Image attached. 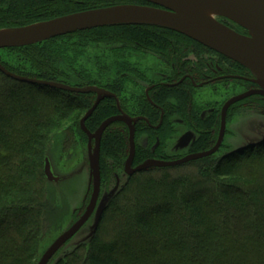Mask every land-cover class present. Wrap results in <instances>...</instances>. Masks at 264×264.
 <instances>
[{"label":"trees","instance_id":"1","mask_svg":"<svg viewBox=\"0 0 264 264\" xmlns=\"http://www.w3.org/2000/svg\"><path fill=\"white\" fill-rule=\"evenodd\" d=\"M123 3L151 5L144 0H0V28ZM219 19L246 33L231 21ZM169 33L179 36L182 44L203 46L163 27L123 24L2 48L14 59L5 62L0 57V63L19 75L73 86L94 84L122 95L127 59L135 43L156 50L160 42L168 43ZM101 43L118 44L123 49L107 52L99 49ZM161 94L164 108L169 106L165 101L169 96L179 102L180 111L190 109L192 99L186 88L164 89ZM253 99L246 97L242 106L260 105ZM93 101V93L32 85L0 72V264H36L44 240L48 242L61 229L66 214L71 219L77 216L78 207L70 211L67 199L75 194L71 184L80 175L75 174L79 166L68 169L67 175L60 176L62 181L54 183L45 177L44 161L48 158L52 167L53 160L63 163L66 159L68 163L75 159L69 154L73 156L86 142L79 114ZM120 101L123 105L122 98ZM115 113L114 100L103 99L85 125L93 132ZM215 124L214 115L203 124L207 134L200 147H207L212 134L209 129ZM127 132L126 125L117 121L102 133L101 187L104 182L110 187L123 167ZM263 151L264 145L254 153L248 150L221 159L209 155L127 176L92 236L75 243L55 264H264ZM55 152L58 155L52 157ZM144 158L134 157L133 162Z\"/></svg>","mask_w":264,"mask_h":264},{"label":"water","instance_id":"2","mask_svg":"<svg viewBox=\"0 0 264 264\" xmlns=\"http://www.w3.org/2000/svg\"><path fill=\"white\" fill-rule=\"evenodd\" d=\"M144 1L151 5L115 4L81 10L24 26L0 28V49L36 44L61 35L100 26L152 25L183 34L240 64L252 74L253 82L258 85V89L234 96L223 104L218 137L209 149L174 160L148 158L132 167L134 154L133 123L138 117L132 118L121 112L104 119L93 132L89 131L85 125V120L92 114L99 101L104 97H115L113 93L92 85L75 87L59 81L19 75L9 71L0 63V72L16 81L65 92H93L96 94L95 102L79 121L80 129L87 135V188H91L89 200L79 217L60 232L44 249L36 264H47L54 253L75 235L92 213H95L94 228L89 234V237L92 236L108 202L118 190L119 181L112 189L103 194L97 204L100 190V139L105 128L111 123L122 121L129 128L130 150L124 162L123 172L124 175L130 176L148 168L178 166L215 153L225 132L227 109L235 102L252 94H259L264 98V0ZM219 18L227 19L242 27L246 33L235 31L220 21ZM262 143H264V132L257 139L249 138L240 143L230 152L227 151L225 156L246 150L249 147L259 146ZM44 174L48 181L57 183L60 180V177L53 172L48 158L44 161Z\"/></svg>","mask_w":264,"mask_h":264},{"label":"flooded vegetation","instance_id":"3","mask_svg":"<svg viewBox=\"0 0 264 264\" xmlns=\"http://www.w3.org/2000/svg\"><path fill=\"white\" fill-rule=\"evenodd\" d=\"M167 39L168 43L164 44L160 42V46H157L156 50L145 44L138 43H135L134 48L131 49V56H129L127 59L128 68L124 73L125 95L123 105L120 101L121 98L123 99V94L121 95V92L119 94L115 90L90 84L92 86L103 88L114 94L115 97L103 98H111L114 100L116 109V113L114 115L122 112L132 118L138 117L133 123V159L134 157L145 158L138 163H134L132 160V167H135L148 158L174 160L191 153L209 149L214 145L218 137L221 121V108L223 104L234 96L258 89V85L253 82L252 74L243 66L227 58L226 56L204 46L203 44L201 45L204 47H197L191 43L182 44L179 41V36L177 35H172L169 33ZM229 82H236L239 85L241 84L240 87H242L243 90L227 97L221 103L218 111H215V107L208 106V100L197 104L198 101L196 90L201 88H209L211 92H216L219 86H221L220 88L222 89L227 88ZM114 83L115 82L112 84L113 86L115 85ZM179 86H181L183 89L186 88L190 92V98L192 99L190 109H188V111H180L181 107L179 106V102L174 100L173 97L169 96H167V99H165V101L169 103V106L164 108L163 104L161 103L163 102V98L161 97L162 91L164 89H175ZM226 93L228 94V91H226ZM93 94L94 103L96 94ZM251 96H253V100H257L260 105L256 107L252 106L251 108L248 106H242V108L251 109V111H263L264 98L259 94H252L247 96V98ZM243 99H246V97ZM243 99L235 102L231 106L237 105L238 103L242 104L243 102L241 101ZM230 107L228 109H230ZM228 109L226 112V117ZM155 110L158 111L156 115L154 112ZM213 115L216 118V124L214 128L209 129L212 134L207 147L202 148L199 146L201 145L199 143H201L207 134V130L204 128L203 124H206ZM126 127L128 131V147L125 157L127 158L130 150V142L129 128L127 125ZM85 143L87 145V135ZM85 143H83L82 146H84ZM221 147L222 142L217 151L222 149ZM217 151L215 153H217ZM215 153L211 155H214ZM226 153L227 150H222V153L219 157H227L225 156ZM65 157H68V155ZM69 157H73L71 153L69 154ZM123 167L118 171L119 173H115L113 178L115 181L112 187H109V185L105 184V182L101 187L100 175L98 201L103 196V194L112 189L118 181V188L122 185L127 177L124 175ZM121 178H123V181L120 180ZM90 192L91 188L88 189L86 186L82 204L79 208H77V218L83 212L89 200Z\"/></svg>","mask_w":264,"mask_h":264},{"label":"rangeland","instance_id":"4","mask_svg":"<svg viewBox=\"0 0 264 264\" xmlns=\"http://www.w3.org/2000/svg\"><path fill=\"white\" fill-rule=\"evenodd\" d=\"M138 4V3H137ZM142 5V4H141ZM99 49H103L108 51H120L123 49L122 46L118 44H100ZM90 53V51H89ZM0 57L2 58L3 61H12L14 59L13 55L7 51H2L0 50ZM246 69V68H245ZM241 85V84H240ZM239 84L236 82H229V85L227 88H219L216 90V92H211L209 88H201L199 90H196L197 92V104L203 103L204 101L208 100L209 104L208 106L215 107V111H218L221 103L229 96L238 93L243 90L242 87H240ZM125 87V85H124ZM125 90V88H124ZM228 91V94L226 93ZM125 93V92H124ZM123 93V100H124V94ZM227 94V95H225ZM209 98V99H208ZM93 104V103H92ZM243 104H238L236 105L233 109L230 107L229 113H227L226 117V122H225V132L223 135V140H222V149H219L217 153L214 154L213 157H219L223 151H228L230 152L231 149L235 148L237 145H240V143H243L245 140L252 138V139H257L261 136V134L264 132V110L263 111H251V109H246L242 108ZM90 108V107H89ZM88 108V109H89ZM87 109V110H88ZM87 110H82L80 111V114L77 112V114L81 115V118L83 115L86 113ZM80 118V119H81ZM67 123V122H66ZM65 122L63 124H66ZM264 143L260 144L259 146L255 147H249L246 150H241L239 152L229 154L228 157H235L237 153H243L244 151H252L253 153L255 152V149L262 147ZM264 152V151H263ZM252 153L251 156L257 157L258 155H254ZM56 152L54 154H51L52 157H56ZM75 157L74 160H71L70 162L67 163L66 159L62 162L53 160L52 169L55 170L54 172L57 173V175L60 176H65L67 175L66 172L68 169L72 170L73 168H77L78 166V171H75V174H78L79 172V177L74 178V182L71 184L73 189H75V194L73 196H70L69 199V205L68 208L73 210L76 207H80L81 201H83V196H84V189L85 186H87V175H88V151H87V145L86 143L84 146L80 145V147L77 148V150L74 151ZM224 158V157H219ZM57 159V158H56ZM56 163V164H55ZM120 175V174H119ZM121 177V176H120ZM61 179V177H60ZM120 180L123 181V178ZM62 180H60L61 182ZM114 181H112L110 187L113 186ZM99 202V201H98ZM71 214V213H70ZM76 216V215H75ZM74 219H71V216L66 214L65 219L59 224L61 229L55 234L54 237L50 238L47 242V239L44 240V249L52 242V240L64 229H66L74 220H76L77 216ZM95 224V213H92V215L89 217V219L83 224V226L75 233V235L69 240L68 244H64L65 247L61 246L56 253L49 259L47 264H55V261L57 258H59L62 253L65 251L70 250L72 246H74L75 243L77 242H85L89 238V234L91 230H93ZM96 230V229H95ZM95 232V231H94ZM42 251V252H43Z\"/></svg>","mask_w":264,"mask_h":264}]
</instances>
